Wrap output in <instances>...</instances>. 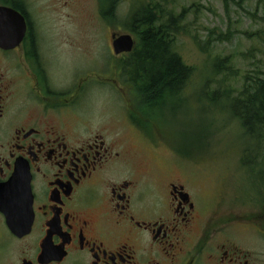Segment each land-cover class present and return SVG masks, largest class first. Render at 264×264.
<instances>
[{"label": "flooded vegetation", "instance_id": "flooded-vegetation-1", "mask_svg": "<svg viewBox=\"0 0 264 264\" xmlns=\"http://www.w3.org/2000/svg\"><path fill=\"white\" fill-rule=\"evenodd\" d=\"M0 7L25 26L16 47H0V264H264V208L210 213L183 169L181 180L160 160L136 166L130 145L75 105L83 80L55 78L71 39L27 0ZM103 80L123 93L120 69ZM149 107L126 106L138 136Z\"/></svg>", "mask_w": 264, "mask_h": 264}, {"label": "rangeland", "instance_id": "rangeland-1", "mask_svg": "<svg viewBox=\"0 0 264 264\" xmlns=\"http://www.w3.org/2000/svg\"><path fill=\"white\" fill-rule=\"evenodd\" d=\"M27 1L40 13L45 28L54 25L59 34L71 39V46L58 48L64 58L56 57L59 68L54 71L55 78L71 77L75 88L83 80V93L75 105L85 108V118L94 127L109 126L129 144L136 166L152 167L160 160L171 174L179 176L183 169L202 190V205L210 213L240 215L264 208V188L257 187L263 180L264 169L258 164L264 155V142L258 150L235 120L231 106H222L220 99L213 106L205 98L230 87L240 89L246 73L255 76L262 72L264 78V0L164 3L175 15L183 9L189 11L183 32L181 21L175 51L195 72L185 91V103L182 96L173 101L166 98L152 105L157 106L153 113L143 114L146 136L132 132L124 119L129 113L126 106H134V111L143 106L129 102L133 92L123 75V93H115L103 80L114 78L122 61L111 52L112 36L129 34L135 39L126 29L134 0ZM109 4H113L115 15L111 25L102 16ZM216 58H230L238 75L231 79L228 75L213 76ZM179 178L182 180V175ZM252 236L251 246L261 249L262 244Z\"/></svg>", "mask_w": 264, "mask_h": 264}, {"label": "trees", "instance_id": "trees-1", "mask_svg": "<svg viewBox=\"0 0 264 264\" xmlns=\"http://www.w3.org/2000/svg\"><path fill=\"white\" fill-rule=\"evenodd\" d=\"M134 2L126 29L138 40V45L133 54L120 62L119 68L124 82L130 86L128 89L133 92V99L129 102L150 106L145 114L153 113L157 106L152 105L166 98L173 101L182 96V103H185V91L195 69L186 65L176 53L175 40L180 32L181 21L183 32V22L189 11L183 9L180 14L175 15L166 10L164 3L167 0ZM102 16L110 25L113 23V4L104 7ZM261 21L264 23V16ZM214 60L213 76L228 75L231 79L238 75L231 66L230 58ZM261 75L262 72H257L255 76L246 73L242 77L243 84L240 89L234 90L230 87L223 93L215 91L205 95L210 105H217L220 99L222 106H231L235 120L239 122L244 134L255 142L258 150L264 142V78ZM235 93L237 94L234 96ZM258 165L263 166L261 170L264 169V155ZM261 173L263 180L257 187L264 188V171Z\"/></svg>", "mask_w": 264, "mask_h": 264}, {"label": "water", "instance_id": "water-1", "mask_svg": "<svg viewBox=\"0 0 264 264\" xmlns=\"http://www.w3.org/2000/svg\"><path fill=\"white\" fill-rule=\"evenodd\" d=\"M23 18L15 11L0 7V47L10 49L16 47L22 40L24 34ZM114 56L127 55L132 53L134 48L133 37L129 34L112 36L111 42ZM17 175L13 178L15 182Z\"/></svg>", "mask_w": 264, "mask_h": 264}]
</instances>
